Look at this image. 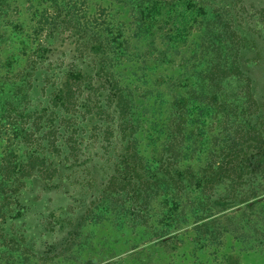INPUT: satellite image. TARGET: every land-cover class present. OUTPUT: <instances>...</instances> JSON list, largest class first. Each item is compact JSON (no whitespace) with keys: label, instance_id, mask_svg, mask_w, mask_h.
<instances>
[{"label":"trees","instance_id":"1","mask_svg":"<svg viewBox=\"0 0 264 264\" xmlns=\"http://www.w3.org/2000/svg\"><path fill=\"white\" fill-rule=\"evenodd\" d=\"M83 1L88 11L81 20L76 2L28 0L38 17L35 35H24L23 30L7 35L0 28V54L4 45L13 51L0 61L8 74L0 77V264H22V256L28 264L46 263L67 253L76 230L94 218L88 206L97 201L105 206L114 202L111 197L118 201L117 196L131 185L125 178L130 174L141 179L133 183L141 210L163 195L160 207L165 219L171 208L192 205L198 238L219 241L216 226L221 225L222 215L218 212L240 206L244 210L263 201L257 197L264 194V8L258 27L252 15V21L248 19L247 0ZM117 4L129 8L130 24L118 17ZM0 6V13L7 14L6 0H0ZM224 17L231 18L225 26L220 24ZM132 35L147 47L142 65L130 55ZM77 44L85 48L79 50ZM185 46L189 55L181 54ZM66 53L73 63L58 61ZM123 58L126 63L133 61L129 76L118 67ZM26 60L30 64L20 79L9 76L15 65ZM55 60L56 66H71L57 73ZM135 81L147 89L137 92ZM145 97L146 113L153 115L151 132L144 126L145 112L137 102ZM165 105L173 113L174 140L163 145L167 124L155 118L164 113ZM187 125L201 133H216L195 138V132L184 133ZM99 134L108 152L113 154L118 145H125V151L115 153L118 161L106 182L98 176L95 159L86 156L93 174L87 188L95 199L89 201L87 195L85 210L73 218L63 206L50 212L61 236L50 243L44 240L50 252L46 246L35 247V229L14 228L17 222L24 225L29 211L20 207L23 191L27 186L30 192L49 184L63 186L86 155V141ZM143 137L148 138L147 147L163 145L161 168L155 169L157 157L148 163L135 162L139 153L130 150V144L135 145L130 141L141 144ZM178 154L203 165L172 173V160ZM76 186L86 190V185ZM170 189L174 195L169 196ZM154 234L164 246L175 239L167 229H155ZM227 258L228 264L240 261L236 254Z\"/></svg>","mask_w":264,"mask_h":264},{"label":"rangeland","instance_id":"2","mask_svg":"<svg viewBox=\"0 0 264 264\" xmlns=\"http://www.w3.org/2000/svg\"><path fill=\"white\" fill-rule=\"evenodd\" d=\"M66 1L71 3L76 2V7L78 8L76 12L77 18L84 19L83 17L87 15L88 11L87 4L83 0ZM246 3L249 6L248 19H253L257 23V26L261 27L262 21L260 17L261 13H263L264 0H247ZM6 5H8L7 11H3H6L7 14L0 13L1 30H6L7 35H10L13 30L19 31V34H22L23 30V34L27 36H31L30 34L35 35L34 30L38 27V17H35L31 12L28 0H6ZM117 6L121 7L118 17L126 20L127 24H130L132 16L130 15L129 8H122V4H117ZM93 7L94 9H98L95 4ZM227 20L231 21V18L224 17L220 24L225 26ZM230 26L233 29L232 23ZM198 32L195 35H198ZM57 39L60 40V36ZM130 46L132 47L130 55L140 60L142 65L145 58L144 52L147 49L146 45L136 42L132 35ZM76 47L79 50L85 48L82 44H77ZM12 52L11 48L4 45L2 54H0V61L3 62L5 57L11 55ZM189 53L188 46H185L181 51L182 55H189ZM181 54L176 58L178 64L181 63ZM57 58L59 62L70 59V62L73 63L68 53L61 54ZM123 59L124 65L120 63L118 67L129 76L132 72L133 61L128 59L126 63V58ZM55 63L56 60L53 66L57 73L62 67L71 66L70 64L56 66ZM29 64L30 62L26 60L15 65L9 71V76L13 77V79H20L25 67L29 66ZM6 75L8 74L0 66V77L2 78V76ZM132 85L138 87L136 88L137 92H143L147 89V86L142 85L141 82L135 81V84ZM137 102L140 110L145 112L146 118H144L146 120H143L144 126L148 132H151L150 127L153 115L151 112L146 113L148 98L138 99ZM163 110H165L164 113L155 119L156 122L160 119V121H164L167 124V127H165L166 133L162 134L161 139L164 145L167 140L171 139L170 142H172L173 139L171 138L173 113L171 109L168 110L166 108V105L162 108ZM197 129L198 127L194 128L192 125H187L184 133L192 136L195 132V138L199 139H203L204 137L209 138V136H213L216 133V131L201 133ZM147 140V137H143L141 144L137 145L136 142L131 140L130 142L135 145L131 146L130 144V150L139 153L135 161L136 163H148L151 157H157L155 169H159L162 164V161L159 159L165 154L163 153V145L159 142L155 149L154 146L147 147L145 145V141ZM103 142L104 139L101 138V134L97 137H91L86 141L88 144L86 155L82 156L83 158L81 157L80 163H77L80 166L74 167L75 173L71 176V179H66L65 182L67 183L63 186L52 188L54 186L49 184L47 188L38 189L35 192H30V187L27 186L23 191V201L20 207L23 209L24 206L29 211L24 225L22 226V221L20 223L17 222L14 228L20 230V232L24 227L27 229L33 228L32 230L35 229L34 231L37 236L32 235L36 238L35 241L37 243L35 247L46 246L45 250L50 252L51 250H49L44 240L50 243V241H54L61 236V232H55L57 225L54 226V223L57 219L53 215H50V212L63 206L70 212L68 213L69 218H73L78 211L85 210L83 204L87 203V195L89 201L95 199V195L91 194L87 188V185L93 181V174H90L88 170L91 169L92 163L97 164L98 176L101 178V181L106 182L108 180L111 175H109V172L112 170L111 166H114V163L118 161L115 153L117 151L121 153L125 151V145L123 147L121 145L116 146V150L112 154L106 150V145H102ZM158 147H160V151H157ZM90 148H92V151L89 150ZM87 155L93 157L96 163L92 162L90 165L85 162ZM195 157H197V154ZM195 157L192 158L194 159ZM174 159L171 165L172 173H175V169L184 170L189 165L195 167L196 170L199 169V165H203V161L201 160H197L198 163H194L191 162L190 158L185 159L183 155L180 156L179 154ZM87 165L89 166L87 167ZM142 172L145 177V170L143 168ZM125 178H127L126 181L131 180V185L121 195L117 196L119 198L118 201L114 197H111L114 202H109L105 206L104 201H97L96 204L91 203L88 206L89 212L94 218L91 222L89 220L85 226L83 225L81 229L76 230V234L72 238V241L73 239L74 241L71 249L67 253L57 257L52 262L43 263L42 260H33L31 264H228L227 256L230 254H236L240 257L238 264H264V194L257 197L263 201L257 203L252 208L248 207L241 210L242 207L240 206L218 212L217 215H222L220 217L221 225L216 226V228H219L217 230L220 231V242L215 240L203 242L197 236L198 231L193 228L195 222L192 217L194 216L195 207L190 205L186 208L183 206L179 209L171 208V213L165 219L162 213L163 208L160 207L162 205L160 202L165 201L163 195L157 196L156 199L154 198L155 200L153 203L151 202L152 204L147 209L141 210L143 208L142 201L140 200L141 197L140 199L137 198L139 194L135 193V185L133 184L135 181L141 179L134 177L133 174L125 175ZM72 181L77 182L73 183ZM259 181L261 183V179ZM76 184L86 185V190L76 186ZM251 191L249 190V193ZM168 192L169 196L175 194L172 189L168 190ZM76 193H80L79 196L76 197ZM159 194L161 195V191ZM257 198H254V200ZM214 213L216 211H212L211 215L216 216ZM228 216L230 217L228 218ZM158 228L167 229L170 231V235L175 236V239L165 246L160 244V242L157 243L154 231ZM43 255L52 256L53 253H43ZM24 257L22 256V264H28ZM114 261L116 262L111 263Z\"/></svg>","mask_w":264,"mask_h":264}]
</instances>
